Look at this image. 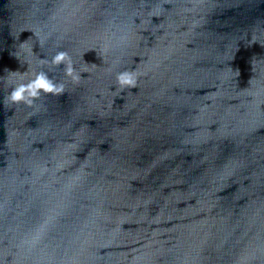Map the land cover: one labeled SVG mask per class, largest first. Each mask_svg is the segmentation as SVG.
Masks as SVG:
<instances>
[{
    "label": "clouds",
    "instance_id": "obj_1",
    "mask_svg": "<svg viewBox=\"0 0 264 264\" xmlns=\"http://www.w3.org/2000/svg\"><path fill=\"white\" fill-rule=\"evenodd\" d=\"M51 63L57 66L63 64L65 66V75L70 77L74 83L79 82L81 79V74L73 67L72 58L66 51H58L52 57ZM138 78V74L134 71L125 70L119 72L116 76L119 90L123 92L125 89H136ZM63 91L64 85L62 83L54 82L46 73L40 71L27 83L16 85L5 97V100L14 104L25 103L31 105L42 94H60Z\"/></svg>",
    "mask_w": 264,
    "mask_h": 264
}]
</instances>
